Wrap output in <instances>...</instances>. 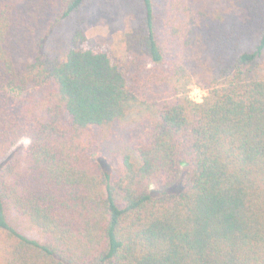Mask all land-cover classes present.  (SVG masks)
I'll use <instances>...</instances> for the list:
<instances>
[{
    "label": "trees",
    "instance_id": "obj_1",
    "mask_svg": "<svg viewBox=\"0 0 264 264\" xmlns=\"http://www.w3.org/2000/svg\"><path fill=\"white\" fill-rule=\"evenodd\" d=\"M142 2L116 64L83 19L68 50L56 37L85 0H0V264H264V0ZM176 39V75L211 53L228 84L162 102L117 159L107 143Z\"/></svg>",
    "mask_w": 264,
    "mask_h": 264
},
{
    "label": "rangeland",
    "instance_id": "obj_2",
    "mask_svg": "<svg viewBox=\"0 0 264 264\" xmlns=\"http://www.w3.org/2000/svg\"><path fill=\"white\" fill-rule=\"evenodd\" d=\"M145 12L142 0H85L81 12L73 19L66 21L57 31L56 37L63 50L70 48L73 35V23L76 19L84 20V31L87 36V47L104 48L116 64L127 62L126 36L135 28L140 16ZM170 39L172 35H169ZM57 41V40H56ZM62 41V42H61ZM174 58L164 64L152 66L145 72V81L140 88L137 100L133 101L128 116L123 123L117 125L111 140L107 143L109 152L118 158L133 155L134 138L138 136L148 116L154 114L159 105L167 99L181 95L187 90L192 95L190 100L196 101L197 89L209 92L212 88H224L228 79L220 78L221 65L211 53H207L197 61H192L185 75H176V67L183 66L185 51L176 39L173 42ZM262 68L258 75L264 78V54L261 59ZM191 85V87H189ZM17 97L23 95H17ZM152 106V107H151ZM9 223L29 239L42 242L37 229L18 215L15 211H6Z\"/></svg>",
    "mask_w": 264,
    "mask_h": 264
},
{
    "label": "clouds",
    "instance_id": "obj_3",
    "mask_svg": "<svg viewBox=\"0 0 264 264\" xmlns=\"http://www.w3.org/2000/svg\"><path fill=\"white\" fill-rule=\"evenodd\" d=\"M189 87H191V85H189ZM195 94L198 97L194 103L195 106H202L208 100V92L206 90L197 89ZM182 95H186L190 97L192 94L187 92V90H185V92ZM189 103H192L191 100H189Z\"/></svg>",
    "mask_w": 264,
    "mask_h": 264
}]
</instances>
